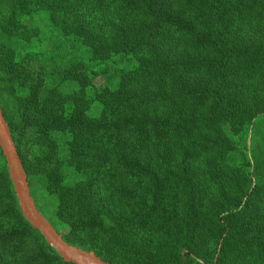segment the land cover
I'll list each match as a JSON object with an SVG mask.
<instances>
[{"label":"trees","instance_id":"obj_1","mask_svg":"<svg viewBox=\"0 0 264 264\" xmlns=\"http://www.w3.org/2000/svg\"><path fill=\"white\" fill-rule=\"evenodd\" d=\"M7 1L12 6V13L20 15L47 5L52 8L51 14L63 16V7L68 9L74 5V0ZM262 1L264 5V0H78L81 40L94 55L98 73L107 71L99 73L107 84L98 97L107 105L110 119H97L96 129L99 127L106 133L116 153L129 156L127 160L131 163H138L142 146L157 148L189 139L192 132L190 115L199 113L202 118L207 115L214 118L213 122H205L202 133L207 130V137H201L199 150L208 155L206 150L212 147L221 156L220 163L226 161L234 194L224 196L215 245H209L196 234L193 226L187 228L177 214L168 213L169 209L159 202L160 194L156 192L151 204L158 207L156 213L161 215L156 217L160 228L155 231L164 239L162 264H231L251 245L259 251L264 249V233L255 230V226H260L254 219L257 210L264 206V154L254 148L252 160L243 151L249 161L248 168L232 162L239 143L237 136H245L246 140L257 116L254 106L252 112L240 103L236 71L264 63V46L239 34L237 24L248 22L255 6ZM260 15L264 19V6ZM206 51L210 52V58L206 57ZM134 57L135 64L134 61L133 65L127 62L128 58ZM33 65L35 68L22 69L24 74L31 75L25 78L31 96L37 90L29 84V80H35L32 76L56 74L60 77L63 69L58 66L43 70L36 66L37 63ZM46 67H50L49 64ZM193 69L197 73L207 72V76H194ZM26 104L27 110L34 107L32 100ZM39 120L35 115L29 125L37 126ZM52 125L45 131L47 134ZM218 130L222 131L220 136ZM50 152L52 150L43 154L44 169L57 171L59 176L56 174L55 177L60 180L63 170L52 163ZM177 162L185 168L191 162L189 153ZM128 167L131 169L132 165ZM98 175V172H89L87 181L80 187L86 189L88 195L77 199L69 193L64 201L71 210L88 204L93 211L88 212L83 207L79 217L94 228L103 226V230H99L102 236L113 238L114 234L121 233L119 228L124 224L128 226V222L134 220L141 223L142 214L141 210L132 212L127 206L129 186L122 184L110 190L100 189L103 184L96 179ZM2 178L11 209L22 220L32 242L53 251L50 255L52 264H71L65 262L27 220L7 170L3 171ZM58 185L60 190H65L59 181ZM137 201L141 203V200ZM75 239L80 241L78 238L69 240L77 243ZM89 245L98 247L106 260L128 264L111 257L102 245Z\"/></svg>","mask_w":264,"mask_h":264},{"label":"rangeland","instance_id":"obj_2","mask_svg":"<svg viewBox=\"0 0 264 264\" xmlns=\"http://www.w3.org/2000/svg\"><path fill=\"white\" fill-rule=\"evenodd\" d=\"M262 3L255 6L248 22L237 24L239 34L260 46H264V19L260 15L264 6ZM73 4L68 9L63 7L65 11L62 16L61 13L51 14L52 8H47V5L23 15L13 14L7 0L0 3V102L38 206L68 240L78 238L80 241L75 239L77 243H72L82 248L101 256L103 252L98 247L89 245L97 243L121 262L162 264L164 239L155 231L160 228L156 217L161 215L156 213L158 207L151 204L158 192L161 198L159 202L169 209L168 213L177 214L187 228L193 226L203 242L215 245L219 210L224 196H233L234 187L229 184V166L226 161L225 164L220 163L221 156L217 150L209 147L206 150L208 155H203L204 152L199 150L200 141H203L201 137H207V130L202 133V129L205 122L214 121L213 116L202 118L199 113L190 115L191 137L181 143L173 142L157 148L142 146L140 164L129 162L128 155L125 157L120 152L116 153L106 133L100 131L99 127L96 129L97 119H110L107 105L98 97L107 84L99 73L107 71L98 73L94 55L83 44L79 31L81 19L78 0H74ZM205 55L207 58L211 56L208 51ZM128 60L130 64L137 62L135 57ZM33 64L43 70L58 66L63 69L60 77L37 73V76H32L35 80H29V84L37 90L31 96L25 80L31 75L24 74L22 69L35 68ZM47 64L50 67H46ZM193 70L194 76H207V72L197 73ZM235 81L243 108H250L252 112V106L257 109L246 140L245 136H237L239 143L232 159L238 166L248 168L249 161L245 159L243 151L252 160L254 148H259L264 154V63L256 68L249 65L239 68ZM28 100L34 104L29 110L26 104ZM35 115L39 116V124L31 126L30 121ZM51 123L53 125L47 134L45 131ZM221 134L222 131L218 130L217 135ZM47 150H52V163L63 170L60 180L55 177L56 174L59 176L57 171L44 169L42 158ZM187 153L191 162L182 168L177 160ZM245 160L246 165L243 166ZM129 165H132L131 169ZM6 170L12 180L7 159L0 147V264H52L50 255L53 251L32 242L22 220L11 209L2 178ZM91 171L98 172L96 179L103 184L100 189L110 190L122 184L129 186L127 206L132 212L141 210V223L130 221L128 226L124 224L119 228L121 233L109 238L111 236L105 237L99 232L103 226L94 228L93 224L79 217L83 207L88 212L93 211L88 204L71 210L64 197L69 193L77 199L88 195V191L80 187ZM58 181L65 190L58 188ZM155 183L158 185L154 187ZM16 196L18 199L17 193ZM137 199L141 200L140 204ZM254 219L260 226H255V230L264 233V206L257 210ZM50 246L59 254L55 247ZM231 264H264V249L259 251L255 245H251Z\"/></svg>","mask_w":264,"mask_h":264},{"label":"water","instance_id":"obj_3","mask_svg":"<svg viewBox=\"0 0 264 264\" xmlns=\"http://www.w3.org/2000/svg\"><path fill=\"white\" fill-rule=\"evenodd\" d=\"M0 147L7 159L12 181L25 216L32 226L45 237L47 242L58 250L61 257L73 264H117L106 260L94 251L70 242L40 209L33 195L28 173L1 102Z\"/></svg>","mask_w":264,"mask_h":264}]
</instances>
